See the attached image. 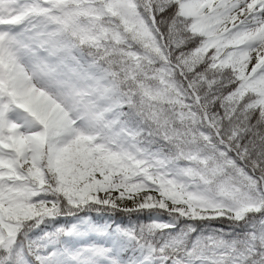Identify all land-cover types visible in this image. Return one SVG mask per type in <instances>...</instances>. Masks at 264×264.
Listing matches in <instances>:
<instances>
[{"label": "snow or ice", "instance_id": "snow-or-ice-1", "mask_svg": "<svg viewBox=\"0 0 264 264\" xmlns=\"http://www.w3.org/2000/svg\"><path fill=\"white\" fill-rule=\"evenodd\" d=\"M0 264H264V0H0Z\"/></svg>", "mask_w": 264, "mask_h": 264}]
</instances>
